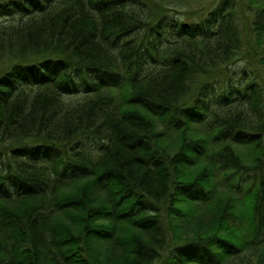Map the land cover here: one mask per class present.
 <instances>
[{"label":"trees","instance_id":"trees-1","mask_svg":"<svg viewBox=\"0 0 264 264\" xmlns=\"http://www.w3.org/2000/svg\"><path fill=\"white\" fill-rule=\"evenodd\" d=\"M178 7L0 0V264H264V0Z\"/></svg>","mask_w":264,"mask_h":264},{"label":"rangeland","instance_id":"rangeland-1","mask_svg":"<svg viewBox=\"0 0 264 264\" xmlns=\"http://www.w3.org/2000/svg\"><path fill=\"white\" fill-rule=\"evenodd\" d=\"M189 4L188 8L185 9H179L180 7H178V11H182V12H198L200 10H203L202 14L203 16L208 15V11L209 9L213 6L214 2H216L217 0H186ZM186 7V6H185ZM242 262H237V264H241Z\"/></svg>","mask_w":264,"mask_h":264}]
</instances>
